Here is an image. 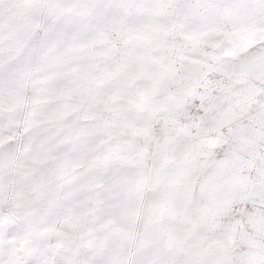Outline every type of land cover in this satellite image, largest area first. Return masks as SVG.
<instances>
[{"label":"snow or ice","instance_id":"obj_1","mask_svg":"<svg viewBox=\"0 0 264 264\" xmlns=\"http://www.w3.org/2000/svg\"><path fill=\"white\" fill-rule=\"evenodd\" d=\"M0 264H264V0H0Z\"/></svg>","mask_w":264,"mask_h":264}]
</instances>
